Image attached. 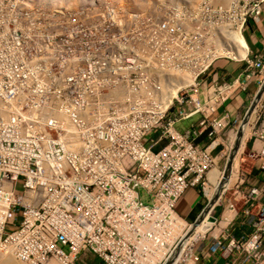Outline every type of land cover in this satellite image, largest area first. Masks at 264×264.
<instances>
[{
    "label": "built area",
    "instance_id": "2783aa9c",
    "mask_svg": "<svg viewBox=\"0 0 264 264\" xmlns=\"http://www.w3.org/2000/svg\"><path fill=\"white\" fill-rule=\"evenodd\" d=\"M114 2L0 0V262L197 264L196 246L210 240L221 264H264V180L239 169L226 188L238 151L225 180L264 86V41L252 51L247 40L264 0ZM219 61L244 66L223 78ZM263 101L246 124L259 115L262 157ZM214 171L224 175L210 199ZM192 189L205 206L188 221L177 205ZM228 191L248 235L213 215Z\"/></svg>",
    "mask_w": 264,
    "mask_h": 264
},
{
    "label": "crops",
    "instance_id": "0c3cea01",
    "mask_svg": "<svg viewBox=\"0 0 264 264\" xmlns=\"http://www.w3.org/2000/svg\"><path fill=\"white\" fill-rule=\"evenodd\" d=\"M251 26L252 29H250L251 31L247 36L248 44L252 51H261L262 47L260 41H264V16L258 24V27H256L253 23H251ZM243 66L244 65L242 64H237L230 61H219L215 65L214 71H217L218 75L223 78L236 77L242 72ZM257 84L258 81L256 80L253 83L252 90ZM243 98L244 96L242 97V101H240V105L245 107L246 105H248V100ZM235 105H231L230 108H232V110H235ZM237 112L242 113V111L237 110L235 112V115L237 114ZM258 119L259 115H257L250 129L246 132L245 140L247 141L240 158L241 174L245 179L248 178V181L253 185L258 184L260 183V181L264 180V171L261 168L262 164L264 163V157L260 156L261 145L256 144L251 135L254 131L255 122H258L259 124ZM188 125L189 123H185L181 125V127L185 129L188 127ZM249 131H251V134ZM242 149L243 145L240 153L242 152ZM222 176V172L219 173L218 171H214L210 174V180L212 183H214V181L220 180ZM236 177L237 175H235L231 183ZM230 185H228L227 187H229ZM217 190H219V188H217ZM229 202L234 204V207L236 209L235 212L230 209ZM204 206L205 200L203 199L202 195L197 190L192 189L189 190L186 195L179 201L177 205V211L188 221H194L200 215ZM257 211L258 207H255L252 212L253 214H255L257 213ZM213 215L218 219L224 217L227 220L225 222L228 224L225 225L226 231L236 238H239L243 235H248L252 231L251 220L243 214V204L240 202H234L232 192L225 194L223 198L215 205V207L213 208ZM211 245V241L207 240L201 244L199 243L196 246L195 253L200 257V260L197 264H221V262L223 261L221 252L213 254L210 251Z\"/></svg>",
    "mask_w": 264,
    "mask_h": 264
},
{
    "label": "rangeland",
    "instance_id": "374dc122",
    "mask_svg": "<svg viewBox=\"0 0 264 264\" xmlns=\"http://www.w3.org/2000/svg\"><path fill=\"white\" fill-rule=\"evenodd\" d=\"M83 1L84 0H53L54 5H51V6L52 7L53 6L54 7H58V6L62 5V4H64V5H67V7H71L72 8V7H76V6L80 5ZM86 1H92V0H86ZM98 1L99 0H96V2H98ZM100 1H116L113 4L116 5V3H117L118 7L120 6V7H123V8H136V9L151 8V9H154V8L157 7V4H158L159 1H165L167 3V2H171V1H175V0H100ZM176 1H187V3H188L191 0H176ZM263 78L264 77H260V79H263ZM254 91H257V89H255ZM250 134H251V131H250ZM233 137H232V139H233ZM246 141L247 140H245V142L243 144L242 152L244 150ZM231 143H232V140H231ZM231 143H230V146H231ZM226 144H227V141H226ZM230 146H229V150H230ZM242 152H241V154H242ZM241 154H239V156H241ZM237 167L240 169V160H239L238 166H236V168ZM140 192L142 193L141 197H142L143 201L146 204H150V200L144 196L143 191H140ZM230 192L231 191H228V193H230ZM15 261H17V260H15ZM17 262H20V261H17ZM20 263L21 264H25V263H22V262H20Z\"/></svg>",
    "mask_w": 264,
    "mask_h": 264
},
{
    "label": "bare ground",
    "instance_id": "6f19581e",
    "mask_svg": "<svg viewBox=\"0 0 264 264\" xmlns=\"http://www.w3.org/2000/svg\"><path fill=\"white\" fill-rule=\"evenodd\" d=\"M113 5H114V4H113ZM114 6H116V5H114ZM241 43H242V45H243V47H244V54H245V53H247V51H248V46H247V44H245V42H243V41H242ZM250 126H251V124L247 127V129H246V127H245L246 132L250 129ZM246 132H245L244 140L246 139ZM249 132H250V131H249ZM244 140H243V142H244ZM235 141H236V134L234 135V137H233V139H232V143H231V146H230V152H232L233 149H234ZM243 144H244V143H243ZM243 144H242V145H243ZM241 148H242V146H240V149L238 150V158H237V156H236V158H235V160H234V165H233V168H232V175H231V178H230V182L226 185V188H227L228 185H230L232 179H233V178L235 177V175H237L238 172H239V168H238V167L236 168V166H238V163H239V159H240L239 154H241V153H240ZM223 175H224V174H223ZM222 179H223V176H222V178H221L220 180H218V181H214V183H212L211 180H210V183L212 184V188H208L207 191H206V193H207V195H208V197H209L210 199H214V198H215L216 194H217L218 191H219V190H217V188L220 187V184H221V182H222ZM204 225H207V223H206V222H203V223L201 224V226L198 227V229H197V231H196L197 234L200 233V232H204V231H205ZM0 264H21V263L15 261L14 258L6 257V258H4V259L0 262Z\"/></svg>",
    "mask_w": 264,
    "mask_h": 264
},
{
    "label": "water",
    "instance_id": "95a60500",
    "mask_svg": "<svg viewBox=\"0 0 264 264\" xmlns=\"http://www.w3.org/2000/svg\"><path fill=\"white\" fill-rule=\"evenodd\" d=\"M264 92V86L262 87V89L260 90L259 92V95L257 96V99H256V103L258 102V100L261 98L262 94ZM256 103L253 104V106L251 107L242 127L240 128L239 130V133H238V139H237V143H236V146H235V151L234 153H232V156L230 158V161L228 162V166H227V170H226V175H225V180L228 179V176H229V173H230V170L232 168V164H233V158H234V154L238 151L239 149V145H240V142H241V139H242V136L244 134V130H245V127H246V124H247V121H248V118L250 116V114L252 113L253 109L255 108V105Z\"/></svg>",
    "mask_w": 264,
    "mask_h": 264
}]
</instances>
